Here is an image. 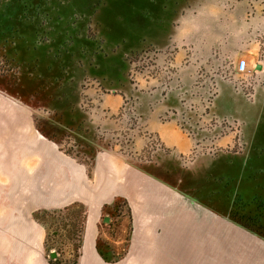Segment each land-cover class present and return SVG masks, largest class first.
<instances>
[{
	"label": "rangeland",
	"instance_id": "1",
	"mask_svg": "<svg viewBox=\"0 0 264 264\" xmlns=\"http://www.w3.org/2000/svg\"><path fill=\"white\" fill-rule=\"evenodd\" d=\"M209 1L0 0L1 13L19 14L0 42V97L14 105L5 112L30 116L48 135L66 129L56 133L73 156L109 154L182 179L211 204L264 196V0H215L229 3L231 28L251 23L246 35L227 36L220 58L200 37L173 46L180 8ZM236 48L255 54L250 73L237 74ZM158 124L170 142L192 141L190 151L166 146L151 131ZM82 217L80 209L41 217L53 246L47 260H75L68 233ZM119 228L101 232L116 241Z\"/></svg>",
	"mask_w": 264,
	"mask_h": 264
},
{
	"label": "crops",
	"instance_id": "2",
	"mask_svg": "<svg viewBox=\"0 0 264 264\" xmlns=\"http://www.w3.org/2000/svg\"><path fill=\"white\" fill-rule=\"evenodd\" d=\"M199 4L180 8L171 42L175 46L200 37L220 58L227 36L232 31L246 35L251 23L242 18L232 29L229 3ZM235 51L238 63L249 62L243 72L237 63V74L250 73L253 51ZM7 104L14 106L0 97V264H49L46 231L33 212L75 202L88 209L79 264H264V240L229 219L227 205L195 198L182 188V179L177 184L109 154L99 155L90 178L83 165L39 133L30 116L6 113ZM165 129L158 124L151 131L169 148L187 154L192 141L185 146L170 142ZM172 133L179 140L184 136L176 129ZM117 197L128 202L130 214L123 212L119 239L113 241L100 224L111 214L103 207ZM99 240L113 246L116 258L104 259Z\"/></svg>",
	"mask_w": 264,
	"mask_h": 264
},
{
	"label": "trees",
	"instance_id": "3",
	"mask_svg": "<svg viewBox=\"0 0 264 264\" xmlns=\"http://www.w3.org/2000/svg\"><path fill=\"white\" fill-rule=\"evenodd\" d=\"M12 4L10 3L9 5H12ZM19 11H20V9H19ZM1 12H0V42H2L4 40L5 44H7L8 43V41L6 40L7 36L13 30V28L11 27V23L16 19L15 15L17 17H19V14L17 13L18 9L16 12H13L11 7H10L9 11H7L6 13H1ZM36 128L41 133V135L43 137H45L47 140L56 144L61 152L65 153L66 155H68L71 158H73L74 160H76L79 164L83 165L86 168L88 177L91 178L92 172H93L95 164H96V159H97L96 155H94L90 161H87L85 158L81 159L79 156H73L71 152L64 150L62 148V145L65 141V135L59 136L58 133H56L57 130H59V132L60 131L66 132V129H64L62 127H58V128L56 127L57 130L55 132H53L54 134H52V135H48L44 131V129H42L39 125L36 126ZM71 131H75V129L73 128V129H71ZM92 154H93V152H92ZM232 203L233 204L230 208L231 220L234 223L242 226L243 228H245V229H247V230H249V231H251V232H253V233L264 238V196H261V197L255 196L251 201H249V202L246 201L245 204L239 203V202H237V200H235ZM128 206H129L128 202L124 198L117 197L112 206L109 207V206L105 205L103 207V212L104 211L106 212V210H108V209H112V211H115V214H116L117 221L109 224L108 225L109 228L118 229L120 227V222H119L120 215L126 211H127V214H130V211L128 210ZM74 209H80L82 214H83L82 223L80 224V228L76 229V230H70L68 233L69 239L71 241L75 242V245H74V248L76 251L75 260L73 262H67V261L60 260L58 258V256H56L55 258L48 260L49 264H79L81 256H82L84 231H85L86 221H87V217H88V209L84 204H82L80 202H75L71 205L61 207V208L38 209V210L33 212V219L38 224L42 225L46 231L44 247H45V252L47 255L48 251L51 250L53 248V246H49V243H48L49 237H50L49 229L44 226V223L41 221V217L47 216V215H53V214H57V213L69 212V211H73ZM105 226L106 225H105L104 221H101L100 229L103 230V228ZM103 246H104V244L102 245V243L99 240L98 244H97V248H98L100 254L104 257V259L108 261L110 259L108 256L110 253H108V251L105 252L103 250ZM105 246H108V245L106 244Z\"/></svg>",
	"mask_w": 264,
	"mask_h": 264
},
{
	"label": "flooded vegetation",
	"instance_id": "4",
	"mask_svg": "<svg viewBox=\"0 0 264 264\" xmlns=\"http://www.w3.org/2000/svg\"><path fill=\"white\" fill-rule=\"evenodd\" d=\"M191 192V195H193V196H195V198H199V199H201L202 197L203 198H205V196L206 195H203V194H201V190H198V191H190ZM199 195H201V196H199ZM207 197V196H206ZM219 201L220 202H218L220 205L222 204V205H224V207L227 205V207H228V217H229V219H231L230 218V208H231V206H232V204L233 203H228V202H225L224 201V199H219ZM217 203V204H218ZM106 211H110L111 212V214H110V216H103L102 217V220L101 221H104V223H105V225L106 226H108L109 224H111V223H114L115 221H117V219H116V214H115V211H112V209H108V210H106ZM123 214V213H122ZM122 214L120 215V217L122 216ZM119 222H120V218H119ZM120 227H121V225H120ZM120 229V228H119ZM251 232V231H250ZM253 233V232H252ZM255 234V233H254ZM108 235V234H107ZM257 235V234H256ZM258 237H260V238H263V237H261V236H259V235H257ZM264 239V238H263ZM112 251V253H113V257L114 258H116V253H115V251H114V249L113 250H111ZM121 255H123V253L121 254ZM110 260V259H109Z\"/></svg>",
	"mask_w": 264,
	"mask_h": 264
},
{
	"label": "built area",
	"instance_id": "5",
	"mask_svg": "<svg viewBox=\"0 0 264 264\" xmlns=\"http://www.w3.org/2000/svg\"><path fill=\"white\" fill-rule=\"evenodd\" d=\"M247 69H249L248 61L247 60H240L238 63V70L243 72Z\"/></svg>",
	"mask_w": 264,
	"mask_h": 264
},
{
	"label": "water",
	"instance_id": "6",
	"mask_svg": "<svg viewBox=\"0 0 264 264\" xmlns=\"http://www.w3.org/2000/svg\"><path fill=\"white\" fill-rule=\"evenodd\" d=\"M53 257H55V255L53 254Z\"/></svg>",
	"mask_w": 264,
	"mask_h": 264
}]
</instances>
